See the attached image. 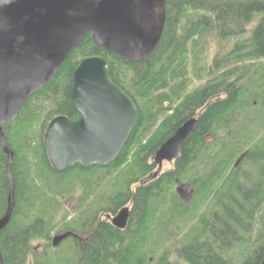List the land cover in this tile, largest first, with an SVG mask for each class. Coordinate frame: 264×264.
<instances>
[{"label":"trees","instance_id":"1","mask_svg":"<svg viewBox=\"0 0 264 264\" xmlns=\"http://www.w3.org/2000/svg\"><path fill=\"white\" fill-rule=\"evenodd\" d=\"M163 30L126 62L88 33L54 77L2 125L13 151L14 207L0 229L3 264H261L264 259V0H165ZM103 55L137 118L108 165L55 170L51 119L79 116L70 97L80 58ZM191 117L195 129L168 169L153 155ZM0 148V218L7 208ZM192 187L188 199L177 191ZM79 190L72 209L63 203ZM129 207L123 229L109 217ZM72 231L53 246L56 234Z\"/></svg>","mask_w":264,"mask_h":264},{"label":"water","instance_id":"2","mask_svg":"<svg viewBox=\"0 0 264 264\" xmlns=\"http://www.w3.org/2000/svg\"><path fill=\"white\" fill-rule=\"evenodd\" d=\"M165 11V0H0V148L7 156L9 179L0 229L9 222L14 207L13 151L5 142L2 125L15 119L25 100L50 82L88 33L97 46L126 62L148 56L161 36ZM70 97L79 116H56L45 129L50 164L57 171L76 164H110L130 135L137 106L111 80L103 55L80 58L72 74ZM196 123V117L186 120L156 150L154 176L164 162L178 158ZM129 215L125 206L109 219L123 229ZM68 236L79 238L65 231L53 237V246Z\"/></svg>","mask_w":264,"mask_h":264},{"label":"rangeland","instance_id":"3","mask_svg":"<svg viewBox=\"0 0 264 264\" xmlns=\"http://www.w3.org/2000/svg\"><path fill=\"white\" fill-rule=\"evenodd\" d=\"M171 165H172L171 162H164L162 166V170L168 169L169 167H171ZM177 191L183 199H188L191 195L192 187L189 183H183L177 187ZM76 193L77 194L74 193L72 196H66L63 199V203L69 209H72V205L74 203L73 201H75L76 196L79 194V190L76 191ZM171 260L173 261V264H185L182 261L178 260L174 255L171 256Z\"/></svg>","mask_w":264,"mask_h":264}]
</instances>
